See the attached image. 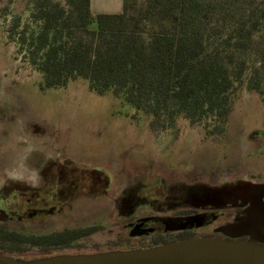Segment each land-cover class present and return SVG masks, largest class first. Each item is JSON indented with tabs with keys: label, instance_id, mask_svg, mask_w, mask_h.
Segmentation results:
<instances>
[{
	"label": "trees",
	"instance_id": "trees-1",
	"mask_svg": "<svg viewBox=\"0 0 264 264\" xmlns=\"http://www.w3.org/2000/svg\"><path fill=\"white\" fill-rule=\"evenodd\" d=\"M89 7L33 1L37 31L20 40L42 88L84 80L147 114L153 131L184 119L209 135L225 132L236 91L264 101V0H122L116 14ZM253 51L259 67L244 82Z\"/></svg>",
	"mask_w": 264,
	"mask_h": 264
},
{
	"label": "rangeland",
	"instance_id": "rangeland-1",
	"mask_svg": "<svg viewBox=\"0 0 264 264\" xmlns=\"http://www.w3.org/2000/svg\"><path fill=\"white\" fill-rule=\"evenodd\" d=\"M33 1L0 0V106L2 116L13 115L17 120L14 126L2 128L0 139L3 147H16L15 161H25L30 151L58 149L79 161L121 163L129 167L130 172L139 169L135 174L149 168L147 172L152 173V177L156 172L163 181L169 179L171 173L178 175L180 171L194 169L193 178H199L198 182L195 179L194 188L198 189L236 182L264 184V101L261 96L245 87L236 91L232 95L225 132L209 135L204 124L191 126L184 119L177 120L170 130L153 131L147 114L136 111L111 92L95 94L84 80L70 81L66 87L44 89L40 74L27 57L26 43L20 40L23 31L26 39L37 31L30 17ZM54 1L65 7V0ZM108 5L109 11L114 12L110 14H116L112 1ZM249 56L244 82L259 67L257 53L253 51ZM21 121L36 123L42 130V138ZM196 168L204 173H223L220 185L213 182L217 174L202 180ZM228 169L236 172L234 182L224 178ZM207 181L212 184L208 185ZM113 237L116 238V229ZM117 251L120 250L110 252ZM0 256L21 263L43 259Z\"/></svg>",
	"mask_w": 264,
	"mask_h": 264
},
{
	"label": "flooded vegetation",
	"instance_id": "flooded-vegetation-1",
	"mask_svg": "<svg viewBox=\"0 0 264 264\" xmlns=\"http://www.w3.org/2000/svg\"><path fill=\"white\" fill-rule=\"evenodd\" d=\"M2 115L0 106V131L14 126L16 117ZM21 124L42 138L36 123ZM15 151L3 147L0 139V255H93L152 249L195 237L248 240L223 233L247 208L241 201L205 204L190 199L188 190L199 180L193 178L194 169L171 173L163 181L156 172L152 177L149 168L135 174L139 169L130 172L121 163L79 161L64 150L30 151L22 162L14 160ZM196 169L202 180L217 174L213 182L220 185L223 173ZM226 172L224 178L237 179L234 170Z\"/></svg>",
	"mask_w": 264,
	"mask_h": 264
},
{
	"label": "water",
	"instance_id": "water-1",
	"mask_svg": "<svg viewBox=\"0 0 264 264\" xmlns=\"http://www.w3.org/2000/svg\"><path fill=\"white\" fill-rule=\"evenodd\" d=\"M194 203L233 199L247 206L235 224L228 225L226 241L212 237L179 239L152 249L107 252L95 255L55 256L29 263L0 256V264H264V184L244 182L209 188H193Z\"/></svg>",
	"mask_w": 264,
	"mask_h": 264
},
{
	"label": "crops",
	"instance_id": "crops-1",
	"mask_svg": "<svg viewBox=\"0 0 264 264\" xmlns=\"http://www.w3.org/2000/svg\"><path fill=\"white\" fill-rule=\"evenodd\" d=\"M113 3V10L115 13H120L122 10V0H90V12L91 14H110L114 13L109 11V2Z\"/></svg>",
	"mask_w": 264,
	"mask_h": 264
}]
</instances>
